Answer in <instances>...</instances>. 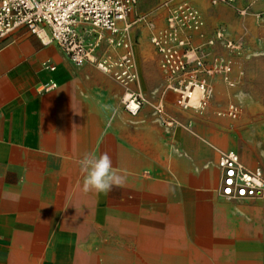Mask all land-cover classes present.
I'll use <instances>...</instances> for the list:
<instances>
[{"label":"crops","instance_id":"1","mask_svg":"<svg viewBox=\"0 0 264 264\" xmlns=\"http://www.w3.org/2000/svg\"><path fill=\"white\" fill-rule=\"evenodd\" d=\"M180 3L204 19L189 34L195 44L220 27L237 44L264 28V0H140L120 23L131 25L137 80L130 88L146 98L137 114L125 109L126 88L114 76L90 61L74 64L25 26L0 47V264H257L240 252L245 243L232 239L219 166L221 152L233 148L249 164L255 158L210 106L198 112L177 105L151 40L166 24L167 6ZM227 51L221 43L213 48ZM49 81L57 86L40 91ZM210 81L215 89L222 83L219 76ZM104 153L125 183L107 194L86 192L81 161ZM200 212L207 214L201 231Z\"/></svg>","mask_w":264,"mask_h":264},{"label":"built area","instance_id":"2","mask_svg":"<svg viewBox=\"0 0 264 264\" xmlns=\"http://www.w3.org/2000/svg\"><path fill=\"white\" fill-rule=\"evenodd\" d=\"M140 0H0V47L6 45L10 35L20 27H27L45 43L55 42L76 65L87 61L114 76L126 91L124 107L137 114L146 102L145 96L130 87L137 80L135 63L127 40L130 23L121 28ZM236 0H212V3H235ZM165 26L157 29L151 40L161 55L162 67L168 73L167 87L177 93L176 103L184 110L203 112L214 94L210 78L220 74L234 84L232 60L213 52L217 43L228 50L239 46L220 27L215 34L200 44L191 40L190 32L200 31L204 19L196 7L180 3L168 5ZM249 5L239 8L248 13ZM258 16H262L259 13ZM153 26V24H150ZM104 48L121 46L126 50L114 57L99 53ZM44 66L53 70L48 61ZM57 86L54 81L41 85L46 92ZM163 105H157L161 112ZM239 106L231 103L219 115L237 117ZM220 194L230 199H254L264 196V169L246 166L236 150L222 151Z\"/></svg>","mask_w":264,"mask_h":264},{"label":"rangeland","instance_id":"3","mask_svg":"<svg viewBox=\"0 0 264 264\" xmlns=\"http://www.w3.org/2000/svg\"><path fill=\"white\" fill-rule=\"evenodd\" d=\"M259 17L264 18V13ZM121 26L124 28V23ZM263 29L255 34V39L243 40L236 50L227 51L225 56L233 63L231 78L234 84L217 74L222 83L214 88V94L206 108L207 110L210 106L217 116L227 120L230 136L241 142L243 148L255 158V163L249 164L241 152L243 163L253 167L264 166V41H257L259 37L263 38ZM231 103L239 106L238 116L219 115V112L225 111ZM220 199L228 213L226 222L232 232L233 241L238 245L245 243L246 247L240 248V252L252 254L257 264H264V196L254 199H230L221 195ZM241 206H254L258 209L249 211L241 209ZM187 239L190 243L194 242L191 236H187ZM253 244L256 247H253ZM199 250L205 257L212 259L202 248Z\"/></svg>","mask_w":264,"mask_h":264},{"label":"clouds","instance_id":"4","mask_svg":"<svg viewBox=\"0 0 264 264\" xmlns=\"http://www.w3.org/2000/svg\"><path fill=\"white\" fill-rule=\"evenodd\" d=\"M81 167L87 173L83 186L86 192L94 190L97 194H107L114 186L122 187L125 183V178L114 171L113 161L107 153L99 157L86 155Z\"/></svg>","mask_w":264,"mask_h":264},{"label":"bare ground","instance_id":"5","mask_svg":"<svg viewBox=\"0 0 264 264\" xmlns=\"http://www.w3.org/2000/svg\"><path fill=\"white\" fill-rule=\"evenodd\" d=\"M206 221H207V214L206 213H203V212H200L199 214V217H198V228H199V231L203 230L205 228V224H206Z\"/></svg>","mask_w":264,"mask_h":264}]
</instances>
